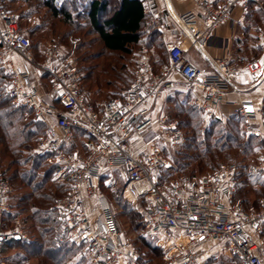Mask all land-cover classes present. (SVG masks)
I'll use <instances>...</instances> for the list:
<instances>
[{
  "label": "built area",
  "instance_id": "built-area-1",
  "mask_svg": "<svg viewBox=\"0 0 264 264\" xmlns=\"http://www.w3.org/2000/svg\"><path fill=\"white\" fill-rule=\"evenodd\" d=\"M170 1L166 0L169 7ZM191 1L198 12L174 13L171 8L169 12L185 39L203 50L199 39L204 33L198 31L199 24L211 31L225 23L234 10L245 14L255 0ZM148 25L157 28V17H152ZM0 44V67L10 76L6 93L11 103L28 108L32 120L46 126L35 152L50 154L69 181L66 194L53 204L60 220L55 244L82 243L88 264H153L140 262L133 246L121 235L113 210L100 191L101 177L118 173L124 178L122 196L137 205L144 235L163 252L160 264H207L216 247L223 245L229 247L239 264H264V202L245 205L237 197L235 164L220 165L200 176L181 175L164 184L160 181V170L169 168L163 150L186 142L183 131L165 112L168 98L180 89L189 91L207 125L219 119L216 110L231 92V81L244 71L264 76V62L256 59L239 67L218 61L213 64L214 72L205 74L187 61L179 45L169 47L167 63L158 68L144 49L132 81L117 96L91 104L86 92L79 89L82 76L74 52L63 53L54 44L45 49L39 66L48 74V89L41 91L35 86L26 30L2 8ZM257 44L264 47L262 33ZM231 106L233 114L244 121L246 137L264 140L262 105L241 101ZM76 131L87 137L85 153L63 152L64 146L74 142ZM248 174L264 179V150ZM11 192L9 181L0 174V264H4L9 242L28 240L19 219L3 227Z\"/></svg>",
  "mask_w": 264,
  "mask_h": 264
},
{
  "label": "trees",
  "instance_id": "trees-1",
  "mask_svg": "<svg viewBox=\"0 0 264 264\" xmlns=\"http://www.w3.org/2000/svg\"><path fill=\"white\" fill-rule=\"evenodd\" d=\"M16 3L25 23L32 18L38 21L27 31L30 49L49 35L64 43L70 37L82 39L76 48L77 68L82 76L79 89L87 95L117 96L132 80L136 69L133 56L143 46L152 49L154 68L167 61L157 33L146 24L143 0H0V8L8 10L6 6ZM261 3L264 8V0ZM262 20L263 12L250 3L245 27L249 38H253L249 32H256ZM90 35L93 38L87 39ZM9 79L0 67V174L12 187L3 227H9L19 218L28 240L9 242L4 250V264H88L82 253V243H54L60 220L53 204L55 199L66 194L69 181L65 178L53 189L49 188L51 178L60 166L47 162L50 154L33 152L46 126L34 122L28 108L11 105L6 93ZM87 99L91 104L97 103L88 96ZM167 105L174 107L170 117L178 121L186 142L171 157L172 166L160 170L161 184L181 175L200 176L217 169L225 161L235 162L238 168L237 197L245 205L258 206L264 202V179L248 175V169L257 162L256 152L264 150V140L245 137L241 130L243 120L235 114L225 121L213 119L208 123L209 127L201 131V112L189 93L175 92L168 98ZM86 140L82 131H76L74 142L64 146L62 151L85 153ZM107 178L105 174L101 181ZM123 185L121 180L117 190L121 191ZM108 186L106 189H110ZM108 189V197L121 206V214L137 233L136 243H131L140 262L160 264L163 252L144 235V223L137 205L130 201V206L121 205L118 196H113L116 192ZM15 250L19 252L10 254Z\"/></svg>",
  "mask_w": 264,
  "mask_h": 264
},
{
  "label": "crops",
  "instance_id": "crops-1",
  "mask_svg": "<svg viewBox=\"0 0 264 264\" xmlns=\"http://www.w3.org/2000/svg\"><path fill=\"white\" fill-rule=\"evenodd\" d=\"M144 1V0H143ZM146 4V24L152 17H157L159 25L157 28L151 27L157 33L166 54L170 46L179 45L183 49L184 56L192 65L200 69L205 74L214 72V63L218 61H226L229 65L244 67L247 63L256 59L264 62V47L257 44L258 35H264V8L261 0H255L252 4L263 12V20L259 24L256 32H249L253 38H249L245 33L246 14H242L240 10H234L229 19L222 25L214 28L211 31H205L199 24L198 31L204 33V36L199 39L200 43L204 44L203 50L195 48L189 39H185L182 29L174 23L171 18V8L174 13H184L187 11L198 12L199 8L196 4L189 0L178 2L171 0L170 7L166 0H151L150 3L144 1ZM36 18L30 19L34 26L38 23L34 22ZM149 26V25H148ZM28 29H26L27 33ZM207 36V37H206ZM72 37L67 43L61 42L56 38L44 36L39 45H34L30 49V56L34 68V84L39 90L46 91L48 89V74L41 72L39 66L44 61V51L49 45H56L62 49L63 53L73 51L71 44ZM146 50L148 54L152 55V49L146 46L141 47L138 53H135L136 59L142 50ZM168 60V59H167ZM167 63V61H166ZM165 63V64H166ZM177 82L182 85V79L176 78ZM178 93L187 94L189 91L180 89ZM190 94V93H189ZM191 95V94H190ZM250 101L255 104H261L264 109V76L259 77L248 72H241L231 81V92L227 94L226 101L217 107L218 120L225 121L230 116L234 115V108L231 106L232 102ZM167 105V102H166Z\"/></svg>",
  "mask_w": 264,
  "mask_h": 264
},
{
  "label": "rangeland",
  "instance_id": "rangeland-1",
  "mask_svg": "<svg viewBox=\"0 0 264 264\" xmlns=\"http://www.w3.org/2000/svg\"><path fill=\"white\" fill-rule=\"evenodd\" d=\"M19 4L18 3H16V4H14V5H10V7H8V6H6V9H8V10H4L7 14H9V15H11V16H13L14 17V19L16 20V22H17V24H18V26L20 27V28H22V29H28L29 28V26H31L32 25V21H27L26 23H25V21H23V18H22V14H21V12H20V9H19ZM37 20V19H36ZM36 20L34 21L35 23H36ZM71 38V37H70ZM91 38H93L91 35H90V38H87V39H91ZM69 40V39H68ZM72 41H74L75 43L74 44H72V46L74 45V50H76V48H77V45H78V43H80L81 41H82V39L80 40L79 38H76V37H72ZM85 41V40H84ZM137 53H138V51H136ZM135 52V53H136ZM135 53H134V56H133V58L135 59V61H136V69L134 70V73H133V76H132V79L134 78V75H135V73H136V70H137V67H138V59H136V57H135ZM159 53L157 52V55H158ZM74 57L76 58V61H77V56H76V51H75V53H74ZM151 58H152V55H151ZM166 58H167V54H166ZM168 61V60H167ZM165 64V63H164ZM132 81V80H131ZM130 81V82H131ZM88 97H89V99L90 100H93V101H95V102H100V101H102V100H104V99H107L108 98V96H106V95H103V96H101V97H97V95H95V94H91V95H87ZM11 105L13 106V107H21V106H15V105H13L12 103H11ZM165 112H166V114H167V116H168V118H169V120H172V121H175L176 123H177V126H178V128L179 129H181L180 127H179V123H178V121L176 120V119H171V117H170V114L171 113H173L174 112V107L173 106H169V105H166L165 106ZM32 118V117H31ZM200 120H201V126H200V130L201 131H204V130H206V128H208L209 127V124H207V125H205L204 124V116H203V114L201 113V116H200ZM243 123H244V121H243ZM243 123H242V126H241V130H242V132H243ZM182 130V129H181ZM183 131V130H182ZM183 133H184V135H185V132L183 131ZM244 134V133H243ZM244 136L246 137V135L244 134ZM186 139V138H185ZM184 145V144H183ZM182 146V145H181ZM180 147V146H179ZM179 147H177V148H167V149H164L163 150V152H164V155H165V158H166V160L168 161V163H169V167L170 166H172V161H171V157L172 156H175V151L176 150H179ZM35 149V148H34ZM262 151L263 150H259V151H257L256 152V154H255V156H256V158H257V160H258V158H259V156L262 154ZM33 152L34 153H36L35 152V150H33ZM48 163H54V161H53V159H51V158H49V161H47ZM223 164H235V162H229V161H225V162H222V164L221 165H223ZM219 168V167H218ZM60 168H58V170L53 174V177L51 178V182L49 183V188H51V189H53L54 187H55V184L57 183V182H61V181H63L64 179H65V177L63 176V174H61L60 173ZM216 170V169H215ZM215 170H213V171H215ZM210 172H212V171H210ZM210 172H207V173H210ZM108 175V178H107V180H104V181H100V191H101V193H103V195L106 197V199H107V201L109 202V204H110V206H111V208H112V210H113V213H114V215H115V217H116V222H117V225H118V228H119V231H120V233H121V235L123 236V238L126 240V241H128L132 246H133V244L131 243V242H135L136 243V237H137V233L135 232V231H133V228L130 226V223H129V221H128V219L124 216V215H122L121 213H122V211H121V209H120V205L118 204V206H117V204L111 199V198H109L108 197V191H107V189H106V187H107V185H109L108 187H110V189H108V190H112L113 192H116V193H114V195L113 196H115V197H117L118 196V198L117 199H120V203H121V205H128V206H130L129 205V201L126 199V198H124L123 196H122V190L121 191H119V190H117L118 189V186H120L121 185V180L123 181V183H124V178H122V176L120 175V174H118V173H112V174H107ZM249 175V174H248ZM243 182V179L241 180V183ZM114 189V190H113ZM68 190V189H67ZM109 191V192H110ZM65 195V194H64ZM63 195V196H64ZM62 197V196H61ZM115 197H114V199H115ZM59 198V197H58ZM56 200V199H55ZM55 202V201H54ZM8 204V203H7ZM120 206V207H119ZM9 207V206H8ZM19 219V218H18ZM20 220V219H19ZM21 221V220H20ZM22 223V222H21ZM134 248V247H133ZM19 252V250L16 252V250L15 251H13V252H10V254H13L14 255V253H18ZM208 263L209 264H239V262H238V260L236 259V256L234 255V253L229 249V247L228 246H226V245H223V246H221V247H216V250L214 251V253L212 254V258L211 259H209V261H208ZM34 264H36V262H34Z\"/></svg>",
  "mask_w": 264,
  "mask_h": 264
}]
</instances>
